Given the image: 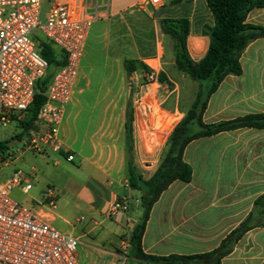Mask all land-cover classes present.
<instances>
[{"label": "crops", "instance_id": "0c3cea01", "mask_svg": "<svg viewBox=\"0 0 264 264\" xmlns=\"http://www.w3.org/2000/svg\"><path fill=\"white\" fill-rule=\"evenodd\" d=\"M106 1L109 7L103 9V18L90 30L74 90L64 108L60 138L66 152H51L45 157V188L52 185L58 189L56 207L47 215L53 227L79 238V246L93 235L88 248L97 264H141L129 257L130 236L142 216V192L130 186L128 162L145 180L154 175L179 123V107L177 89L166 92L161 81L143 86L144 71L129 78L124 62L136 60L147 65L152 57H158L161 74L168 76L166 66L178 71L174 40L169 38L166 49L161 43L160 34L169 37L162 30L164 19L190 20L188 49L198 62L209 50L210 38L205 30L214 26V17L207 0H164L156 9H143L141 5L147 0ZM103 2L100 0L101 9ZM247 23L264 25V9L252 10ZM125 30L131 31L127 40ZM241 64L243 74L227 76L211 97L204 114L206 123L264 112V39L247 47ZM182 76L193 83L197 94L199 83ZM150 86H157L161 101L158 113L166 114L158 128L149 125L146 115L154 114L153 110L136 103L139 95L143 101L148 96L155 102ZM144 88L149 90L144 92ZM69 155L74 161L67 160ZM184 159L193 168V180L172 183L153 207L143 237L147 254L211 252L250 215L256 199L264 196V129L244 128L194 140L187 146ZM49 163L52 170L46 166ZM15 168L16 164L2 178L9 177ZM66 194H72L75 205L88 214L93 225L88 232L76 236L60 222L57 206ZM121 198L129 199L130 211L116 221L108 212ZM78 254L81 259L79 249ZM222 264H264V228L245 234Z\"/></svg>", "mask_w": 264, "mask_h": 264}, {"label": "built area", "instance_id": "2783aa9c", "mask_svg": "<svg viewBox=\"0 0 264 264\" xmlns=\"http://www.w3.org/2000/svg\"><path fill=\"white\" fill-rule=\"evenodd\" d=\"M103 1L101 9L100 0H0V123L25 120L38 83L48 74L50 65L37 48L35 31L66 56V64L56 70L47 87V101L35 127L23 136L25 150L19 152L32 150L44 157L51 152H66L60 138L63 112L75 87L90 30L103 18V9L109 7ZM45 4L49 9L43 24ZM163 4L164 0H147L141 7L156 9ZM146 66L144 85L158 84L160 59L152 57ZM138 101L143 103V96ZM15 141L20 142L17 137ZM20 157L11 144L0 151V264H81L79 238L48 221L47 214L58 201L56 191L45 188L34 210L17 201L13 192L29 194L34 188L35 170L15 168L9 177H1V171L15 165ZM74 159L73 155L67 157L68 161ZM129 211V199L121 198L111 205L108 216L120 221Z\"/></svg>", "mask_w": 264, "mask_h": 264}, {"label": "trees", "instance_id": "16d2710c", "mask_svg": "<svg viewBox=\"0 0 264 264\" xmlns=\"http://www.w3.org/2000/svg\"><path fill=\"white\" fill-rule=\"evenodd\" d=\"M214 17V26L207 27L205 35L210 38V46L206 56L196 62L188 49V38L191 34L189 19H164L161 22L163 33L175 42V65L180 74L199 83V90L184 118L178 123L170 136L162 161L154 175L145 180L140 176L132 162H128L130 186L142 192V216L130 236V258L141 264H222V259L230 255L241 238L256 228H264V196L256 199L250 215L235 228L211 252L168 256L147 254L143 249V237L153 207L161 195L175 181L190 183L193 180V168L184 159L187 146L194 140L213 137L223 132L244 128L264 129V112L238 117L233 120L208 124L204 114L211 97L229 75H242L241 58L247 47L258 39H264V25L247 23L249 13L254 9H264V0H207ZM37 48L42 57L49 63L47 76L38 83L37 93L24 121L18 122L22 128L21 135H27L35 127L38 114L47 101V87L60 67L66 64L64 52L45 38L36 39ZM125 69L129 78L137 71H147L148 67L136 60H125ZM161 81L164 74L160 75ZM41 83L43 87L40 88ZM133 111L129 102L127 133L132 139ZM19 135L17 136V138ZM9 143L0 144V151Z\"/></svg>", "mask_w": 264, "mask_h": 264}, {"label": "rangeland", "instance_id": "374dc122", "mask_svg": "<svg viewBox=\"0 0 264 264\" xmlns=\"http://www.w3.org/2000/svg\"><path fill=\"white\" fill-rule=\"evenodd\" d=\"M48 9H49L48 4H45L41 15V21L43 24L46 23ZM130 33L131 31L128 30H125L123 32L124 38L126 40L129 38ZM35 34L38 36V38H42L40 31L38 30L35 31ZM155 37L156 36L154 33V38ZM160 37L162 41L161 43L164 45L166 49L167 48L166 44L170 37L168 38L162 37L161 34ZM165 59L167 62L168 60L166 57ZM166 72L168 76L165 74L164 79L162 81L160 79L161 83L164 84L162 89L166 92H170L174 89H177L176 92L178 96L179 111L177 113L176 120L177 122H180L185 116L184 114L186 113L185 109L187 108L189 109L191 107L190 105L193 104V100L196 96V90L194 89L195 87L193 83L184 79L182 74L176 71L175 67L171 68L169 66H166ZM143 86H149V85L145 84ZM41 87H43L42 83L40 88ZM150 87L152 88L151 93L153 92L155 102L152 101L148 96L145 97V101H143V103L139 102L138 100H140L142 97V95H139L136 103L138 106L147 105L153 110L154 114L152 115L146 114V115L148 117L149 125L151 126L152 124L153 128H158L163 124L166 114L164 112L158 113L159 111H161L160 110L161 101H159L157 97V93H156L157 86H150ZM144 89H145L144 92H147L149 90L147 88ZM21 132H22V128L18 125L17 122L13 121L7 124L0 123V144L5 142L11 144L12 151L16 155L21 156L16 163L17 168L23 169L25 171H30L32 168H35L38 171L35 178L33 179L34 188L31 190L29 194H23L20 191H16L13 193V197L17 199L20 203L35 210L38 207L37 202L41 200L40 193L43 190H45V157L39 155L36 151H32V150H26L24 153L18 151V150H25L23 146L24 137L21 135ZM18 135H19L18 140L20 142L17 141L14 142V140ZM49 164L46 166L48 169L51 168L52 170L53 164L51 163ZM10 169L11 167L4 168L1 171V177L4 176ZM48 187H52L55 191L58 190L52 185ZM57 213L60 217L59 218L60 222L65 223L66 229L70 232L73 231L76 236L84 232L85 233L88 232L89 229L93 226L92 223H90L88 220V214L75 205L74 197L72 194H66L64 196L62 195V200L58 203L57 206ZM141 214L142 212L140 211V215ZM82 218H84V220L80 221ZM92 237L93 235H90L89 237L83 239L82 241L83 244L79 246V250L81 253V259H80L81 264H97V262H99L97 261L96 257L92 256V254L90 253V249L88 248V243ZM81 248H83L82 251Z\"/></svg>", "mask_w": 264, "mask_h": 264}]
</instances>
